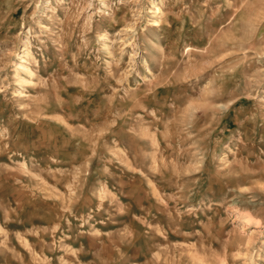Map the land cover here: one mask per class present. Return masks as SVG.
Wrapping results in <instances>:
<instances>
[{
	"label": "rangeland",
	"instance_id": "1",
	"mask_svg": "<svg viewBox=\"0 0 264 264\" xmlns=\"http://www.w3.org/2000/svg\"><path fill=\"white\" fill-rule=\"evenodd\" d=\"M0 264H264V0H0Z\"/></svg>",
	"mask_w": 264,
	"mask_h": 264
}]
</instances>
